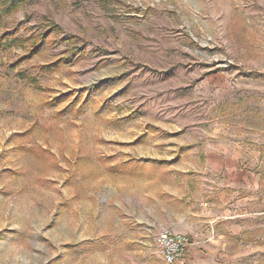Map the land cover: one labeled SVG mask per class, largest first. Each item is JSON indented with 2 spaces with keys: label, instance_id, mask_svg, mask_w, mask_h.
Here are the masks:
<instances>
[{
  "label": "rangeland",
  "instance_id": "obj_1",
  "mask_svg": "<svg viewBox=\"0 0 264 264\" xmlns=\"http://www.w3.org/2000/svg\"><path fill=\"white\" fill-rule=\"evenodd\" d=\"M19 1L0 22L24 37L0 48V264H166L155 237L186 230L203 162L189 142L249 173L227 250L184 233L187 264H264V0Z\"/></svg>",
  "mask_w": 264,
  "mask_h": 264
},
{
  "label": "crops",
  "instance_id": "obj_2",
  "mask_svg": "<svg viewBox=\"0 0 264 264\" xmlns=\"http://www.w3.org/2000/svg\"><path fill=\"white\" fill-rule=\"evenodd\" d=\"M188 144L191 161L197 162L202 157L203 162L191 163L184 169L186 185L181 195L185 199L178 195V198L184 199V203L183 210L177 213L186 221L184 233L197 230L200 234V240L192 243L190 252L194 253L198 247L213 256L227 250L226 241L232 235L229 227L234 223L235 181L249 172L240 169V163L231 151L203 142ZM169 221L173 226H178L173 220ZM210 229H213L212 232Z\"/></svg>",
  "mask_w": 264,
  "mask_h": 264
},
{
  "label": "built area",
  "instance_id": "obj_3",
  "mask_svg": "<svg viewBox=\"0 0 264 264\" xmlns=\"http://www.w3.org/2000/svg\"><path fill=\"white\" fill-rule=\"evenodd\" d=\"M194 236H198L194 233ZM155 246L166 264H187L186 255L190 238L170 227L162 228L155 237Z\"/></svg>",
  "mask_w": 264,
  "mask_h": 264
},
{
  "label": "trees",
  "instance_id": "obj_4",
  "mask_svg": "<svg viewBox=\"0 0 264 264\" xmlns=\"http://www.w3.org/2000/svg\"><path fill=\"white\" fill-rule=\"evenodd\" d=\"M19 0H0V22L6 14L10 13L12 10L18 8ZM36 35H32L31 37L27 38L29 39H37L34 38ZM25 39V40H27ZM24 40V37H16V34L14 32L10 31H4L0 34V48H5L10 45L17 44L18 42H22ZM40 40V39H39ZM36 44L32 43L31 46L34 47ZM41 70L46 73L49 70L48 65H43L41 67Z\"/></svg>",
  "mask_w": 264,
  "mask_h": 264
}]
</instances>
